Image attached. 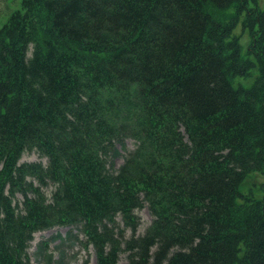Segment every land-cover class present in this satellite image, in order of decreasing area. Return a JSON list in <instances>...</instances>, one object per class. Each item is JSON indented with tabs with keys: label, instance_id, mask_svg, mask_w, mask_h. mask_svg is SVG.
I'll use <instances>...</instances> for the list:
<instances>
[{
	"label": "trees",
	"instance_id": "16d2710c",
	"mask_svg": "<svg viewBox=\"0 0 264 264\" xmlns=\"http://www.w3.org/2000/svg\"><path fill=\"white\" fill-rule=\"evenodd\" d=\"M256 174L262 0H23L0 27V264H33L56 225L96 264H264Z\"/></svg>",
	"mask_w": 264,
	"mask_h": 264
},
{
	"label": "rangeland",
	"instance_id": "374dc122",
	"mask_svg": "<svg viewBox=\"0 0 264 264\" xmlns=\"http://www.w3.org/2000/svg\"><path fill=\"white\" fill-rule=\"evenodd\" d=\"M264 3V0H262ZM23 0H0V27L8 20L10 15L22 8ZM242 21L239 22L236 28V32L241 35V42L243 44V51L246 56L250 55L252 58H255V55L252 53L248 54L249 44L251 42V35L248 31L243 30ZM258 74V68L253 69L251 77H236L234 78V83L237 85L242 82L246 85H250ZM127 144L130 148L135 147V141L133 139H128ZM22 162L25 161H42L44 164L47 163V158L44 157L38 151H27L23 154L21 158ZM118 163H121L122 158L117 159ZM242 190L244 192H253L255 195L264 194V174H256L253 177L251 176L245 184L242 185ZM48 195L51 194V191L46 188ZM17 199H23L22 195H18ZM140 217L141 224L139 226V233H142L152 222V215L147 207L138 209L136 211ZM72 228L69 226L56 225L54 227L40 230L35 233L34 239L31 241L28 253L30 260L33 264H58V260L61 258L62 250H64V262L63 264H96V258L94 249L92 246L87 247L83 242L85 241V235L80 232L77 228ZM70 232L77 235L75 237L70 235ZM130 233V231H129ZM48 240V248L45 250L44 255L37 256L36 251L38 249V244L41 241ZM52 255L51 262H48L47 255ZM121 260L118 264H124L126 260V254H122Z\"/></svg>",
	"mask_w": 264,
	"mask_h": 264
},
{
	"label": "bare ground",
	"instance_id": "6f19581e",
	"mask_svg": "<svg viewBox=\"0 0 264 264\" xmlns=\"http://www.w3.org/2000/svg\"><path fill=\"white\" fill-rule=\"evenodd\" d=\"M25 153V152H24Z\"/></svg>",
	"mask_w": 264,
	"mask_h": 264
}]
</instances>
